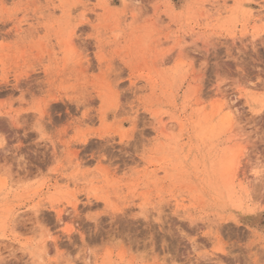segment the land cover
I'll return each instance as SVG.
<instances>
[{"label": "rangeland", "instance_id": "obj_1", "mask_svg": "<svg viewBox=\"0 0 264 264\" xmlns=\"http://www.w3.org/2000/svg\"><path fill=\"white\" fill-rule=\"evenodd\" d=\"M0 264H264V0H0Z\"/></svg>", "mask_w": 264, "mask_h": 264}, {"label": "bare ground", "instance_id": "obj_2", "mask_svg": "<svg viewBox=\"0 0 264 264\" xmlns=\"http://www.w3.org/2000/svg\"><path fill=\"white\" fill-rule=\"evenodd\" d=\"M231 108V107H230Z\"/></svg>", "mask_w": 264, "mask_h": 264}]
</instances>
